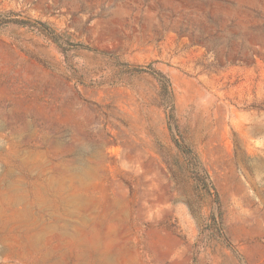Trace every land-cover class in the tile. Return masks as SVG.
I'll return each mask as SVG.
<instances>
[{
    "label": "rangeland",
    "instance_id": "obj_1",
    "mask_svg": "<svg viewBox=\"0 0 264 264\" xmlns=\"http://www.w3.org/2000/svg\"><path fill=\"white\" fill-rule=\"evenodd\" d=\"M15 19L0 264H264V0H0Z\"/></svg>",
    "mask_w": 264,
    "mask_h": 264
},
{
    "label": "trees",
    "instance_id": "obj_2",
    "mask_svg": "<svg viewBox=\"0 0 264 264\" xmlns=\"http://www.w3.org/2000/svg\"><path fill=\"white\" fill-rule=\"evenodd\" d=\"M11 22H12V23L19 24V25H28V23H27L26 21H24V20L15 19V20H12V21H6V22H4V21H0V26H1V25H5V24H8V23H11ZM148 69H149V70H148ZM148 69L145 70V69L142 68V67H138V68H134V71H135L136 73H146V72H150V71H152V72H156V71L154 70V68H152V66H150ZM161 84H162L164 87H166L162 81H161ZM215 195H216V194H215Z\"/></svg>",
    "mask_w": 264,
    "mask_h": 264
}]
</instances>
